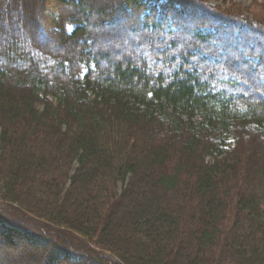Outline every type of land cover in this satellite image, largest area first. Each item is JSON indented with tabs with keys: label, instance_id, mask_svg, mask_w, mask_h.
<instances>
[{
	"label": "trees",
	"instance_id": "obj_1",
	"mask_svg": "<svg viewBox=\"0 0 264 264\" xmlns=\"http://www.w3.org/2000/svg\"><path fill=\"white\" fill-rule=\"evenodd\" d=\"M167 1L0 0V264H264V2Z\"/></svg>",
	"mask_w": 264,
	"mask_h": 264
},
{
	"label": "rangeland",
	"instance_id": "obj_2",
	"mask_svg": "<svg viewBox=\"0 0 264 264\" xmlns=\"http://www.w3.org/2000/svg\"><path fill=\"white\" fill-rule=\"evenodd\" d=\"M205 1L214 5L221 6L222 8L231 5L233 7H239L240 10L246 15L248 14L253 15V13L255 14V12L260 11L261 8L260 3L264 2V0H205ZM63 236L65 238L57 237L56 239L62 244L64 242L69 247H73V248L74 246L81 247L84 244L83 240L76 234L67 233L65 235L63 234Z\"/></svg>",
	"mask_w": 264,
	"mask_h": 264
},
{
	"label": "bare ground",
	"instance_id": "obj_3",
	"mask_svg": "<svg viewBox=\"0 0 264 264\" xmlns=\"http://www.w3.org/2000/svg\"><path fill=\"white\" fill-rule=\"evenodd\" d=\"M163 4H169V0L166 3H162L161 6H163Z\"/></svg>",
	"mask_w": 264,
	"mask_h": 264
}]
</instances>
